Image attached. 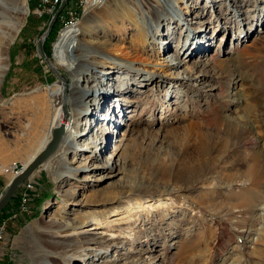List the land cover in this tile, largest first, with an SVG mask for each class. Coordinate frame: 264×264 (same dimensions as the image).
<instances>
[{
  "label": "rangeland",
  "instance_id": "rangeland-1",
  "mask_svg": "<svg viewBox=\"0 0 264 264\" xmlns=\"http://www.w3.org/2000/svg\"><path fill=\"white\" fill-rule=\"evenodd\" d=\"M44 2L28 0L7 52L0 196L14 179L12 165L26 168L49 137L54 85L69 94L78 85L77 97H91L90 111L77 148L66 158L59 149L30 179L35 189L24 191L27 202L21 194L29 179L0 214V264H53L47 258L54 257L63 264H264V186H241L251 185L252 156L264 166V43L251 47L264 35V0H104L80 22V70L73 72L53 66L60 21L40 49L52 20L39 14ZM166 4L177 16L159 21L157 8ZM138 44L153 62L137 65L140 72L123 67L126 58L115 53H132ZM88 142V154L79 155ZM73 159L87 166L57 179L67 164L78 166ZM160 198L173 200L171 212L141 214L116 246L72 247L61 256L38 229L54 222L70 228L122 201ZM84 199L88 204H74Z\"/></svg>",
  "mask_w": 264,
  "mask_h": 264
},
{
  "label": "bare ground",
  "instance_id": "bare-ground-1",
  "mask_svg": "<svg viewBox=\"0 0 264 264\" xmlns=\"http://www.w3.org/2000/svg\"><path fill=\"white\" fill-rule=\"evenodd\" d=\"M103 1L104 0H82V6H84V9H85V16L88 15L89 10L92 7V5L95 6ZM170 2L171 0H167L166 3L169 4ZM27 3H28V0H0V86L3 83L4 76L10 67V64H9L10 57L7 53L9 49V44L15 40V38L17 37V35L22 29V26H23L22 21L28 14V4ZM168 4L159 5V7L157 8V11L161 13L158 18L159 21L160 20H164V21L173 20L177 16V14L175 13V10H172L173 8L170 7ZM80 29L71 28L69 30L64 31L60 39H58V41L56 42L54 46V54H53L54 56L53 59L55 61L54 62L55 64H53V66L55 68L57 67L65 68L68 72H71V71L73 72L80 68L79 67L80 62L77 59V55H76L77 51H79L80 50L79 48L81 47L80 37L82 36V32ZM139 31H140L141 38L143 36L147 37V34H148L147 32L140 30V29ZM199 32L200 31H198L197 33ZM201 32L200 34H202ZM44 39L46 40V38ZM263 43H264V35L259 36L256 40H254L251 47L253 46L255 48L259 45H262ZM232 49L229 51V53H232ZM234 49H237V46H235ZM132 50L134 52L132 53L128 52L125 54L122 48L116 47L115 53H119L121 56L123 55L126 58V61L128 62V64H121L123 67H127V69L131 71L140 72L141 69L137 68V65L149 66L153 64L152 61H151L152 63H150V59L144 57V54H143L144 48L141 44H138L137 46L132 47ZM168 59H169L168 63L175 65L174 59L172 57H169ZM110 65L120 67V66H117L116 63H110ZM162 67H166L165 63H163ZM144 74L148 76L151 73H149V70H146L145 68ZM151 78L152 77H149L150 80H152ZM72 91H76V92L75 93L71 92L69 94L68 89L65 88L64 84H57V85H54L49 92V97L51 99V105L53 107L54 106L56 107L52 109L53 111L52 117H51V120L48 126L49 127L48 129L49 137L45 143L43 142L42 149L40 152H42L52 140L54 129L60 128L63 126L64 132H63V135H62L57 151L44 164H47L52 159V157L57 154L59 149L61 150V154L64 156V158H66L67 153L77 148L79 141L82 140V138H84L86 134V132L80 131L79 127L81 124V119L89 116V111H90L89 98L91 97L86 96L85 98L84 95L83 97H77L80 94L78 85L74 87ZM103 98L106 104L109 97L104 96ZM240 100L241 99L239 98L238 103H240ZM237 112L238 114H240L239 117L241 119H245V115L243 114L241 108ZM106 118L105 120H107ZM90 144L91 143L88 142V144H86L87 146H83L82 150L84 151H81L79 155L83 154L84 152L88 154L87 151L91 149ZM120 150L121 149H116V152H115L116 157H118ZM2 152L0 151V159L4 160L7 157H5L6 155L4 154L5 152L3 154ZM37 156L38 155L32 156L33 157L32 160L35 159ZM242 159L245 160L244 158ZM250 160L252 161V164H253L249 171V177L251 178V181H250L251 185L246 182L241 184V186L244 187L243 190H246V191L248 190L253 191L256 188H261L264 186V166H261L263 164V161L260 160L259 156H252ZM79 161L80 160L76 161L75 159H73L71 163H76ZM114 164H117L116 160L114 161ZM86 166L87 164L83 162H79L78 166L74 168H72L69 164H67V167H64L65 173L56 174V177L57 179H60L63 177L74 178L75 176H77L79 171L83 170ZM26 168L21 166V169L18 175H16L15 173H12V171L11 173L13 177L16 178L20 176ZM3 169L4 167L0 165V171H3ZM110 172H112V175L115 174V171L111 170ZM33 175L29 178V181L33 177ZM24 186H25V183L23 184V187ZM73 192L74 193L72 196L75 197L78 193H76L75 191ZM12 201L13 199L11 200V202ZM172 201L173 200H170V199L160 198V199L152 200L150 202L148 201L136 202L137 205L135 206H132L128 202L122 201L121 202L122 206L114 205V207L110 210H106V211H102L99 213H94L93 215H89L88 217L81 219L80 223L77 226H71L69 228L60 223L54 222V223H51L50 225L45 226L44 228L38 227V229H41L40 232L42 236L45 238V240L48 243L52 244L49 246H53L59 249V251H61V256H67L68 249L72 247H77L79 249H82L86 245L87 246L94 245L99 248L104 247V246H107V247L116 246L120 244L121 241L128 239L129 236L132 235V233L135 231L133 229V225L137 221H139L141 214L144 213L145 215H148L147 217H149V215H151L153 212H159L161 216L162 215L165 216V214L167 215L168 213H170L171 209L173 208ZM114 203L116 204L117 202H114ZM74 204L82 206L83 204H88V201H85L84 199V200L76 201ZM164 212L165 214H162ZM88 224L92 228L89 230H86L85 226H87ZM91 231H94V232H91ZM47 260H49L53 264H58L57 262H59L60 264H63L59 261V257L47 258Z\"/></svg>",
  "mask_w": 264,
  "mask_h": 264
},
{
  "label": "water",
  "instance_id": "water-1",
  "mask_svg": "<svg viewBox=\"0 0 264 264\" xmlns=\"http://www.w3.org/2000/svg\"><path fill=\"white\" fill-rule=\"evenodd\" d=\"M69 0H63L59 10L53 16L48 29L45 33V38L49 36L57 19L67 7ZM45 40V39H44ZM44 40L40 41V49L43 51ZM44 54V53H43ZM45 55V54H44ZM64 127L56 128L53 130L52 140L48 146L30 163V165L22 172V174L14 178L7 186L4 193L0 196V213L10 204L11 200L15 197L18 189L57 151Z\"/></svg>",
  "mask_w": 264,
  "mask_h": 264
},
{
  "label": "built area",
  "instance_id": "built-area-1",
  "mask_svg": "<svg viewBox=\"0 0 264 264\" xmlns=\"http://www.w3.org/2000/svg\"><path fill=\"white\" fill-rule=\"evenodd\" d=\"M62 3H63V0H45L44 4L43 3L40 4L37 7V9L39 11L40 16L50 15L53 18L54 14L59 10ZM84 15H85V9H84V6H82V0H78L77 5L70 4L69 6H67L59 17V21L61 23L60 24L61 29L59 31L57 41L58 39H60L64 31L69 30L71 28L78 29V27L80 26V22L83 19ZM20 169H21V165L17 163V164L12 165L11 171L12 173H15L16 175H18L20 172ZM26 189L29 192L35 189V186L32 181H28L24 190H22L21 199L25 203L27 202V195H28L27 193H24ZM22 200L21 202H22L23 208L24 210H26L24 212H27L28 208L25 206V204H23Z\"/></svg>",
  "mask_w": 264,
  "mask_h": 264
},
{
  "label": "trees",
  "instance_id": "trees-1",
  "mask_svg": "<svg viewBox=\"0 0 264 264\" xmlns=\"http://www.w3.org/2000/svg\"><path fill=\"white\" fill-rule=\"evenodd\" d=\"M57 21H59V19H58ZM57 21H56V22H57ZM56 33H57V32H56Z\"/></svg>",
  "mask_w": 264,
  "mask_h": 264
},
{
  "label": "crops",
  "instance_id": "crops-1",
  "mask_svg": "<svg viewBox=\"0 0 264 264\" xmlns=\"http://www.w3.org/2000/svg\"><path fill=\"white\" fill-rule=\"evenodd\" d=\"M72 4V3H71Z\"/></svg>",
  "mask_w": 264,
  "mask_h": 264
}]
</instances>
